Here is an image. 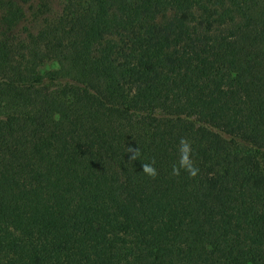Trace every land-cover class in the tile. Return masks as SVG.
I'll return each instance as SVG.
<instances>
[{
  "label": "trees",
  "instance_id": "obj_1",
  "mask_svg": "<svg viewBox=\"0 0 264 264\" xmlns=\"http://www.w3.org/2000/svg\"><path fill=\"white\" fill-rule=\"evenodd\" d=\"M0 10V264H264V0Z\"/></svg>",
  "mask_w": 264,
  "mask_h": 264
},
{
  "label": "clouds",
  "instance_id": "obj_2",
  "mask_svg": "<svg viewBox=\"0 0 264 264\" xmlns=\"http://www.w3.org/2000/svg\"><path fill=\"white\" fill-rule=\"evenodd\" d=\"M178 162L172 165V174L178 175L180 170L183 169L190 176H195L197 174V169L192 165L190 159L191 146L189 142L183 138L179 140L178 146ZM131 155L129 159L135 160L139 155V149H130ZM142 172L148 176L154 177L156 175V169L151 163L142 165Z\"/></svg>",
  "mask_w": 264,
  "mask_h": 264
},
{
  "label": "rangeland",
  "instance_id": "obj_3",
  "mask_svg": "<svg viewBox=\"0 0 264 264\" xmlns=\"http://www.w3.org/2000/svg\"><path fill=\"white\" fill-rule=\"evenodd\" d=\"M3 14V11L0 10V17L2 16ZM48 68L47 69H54L56 67L55 63H52V64H48Z\"/></svg>",
  "mask_w": 264,
  "mask_h": 264
}]
</instances>
